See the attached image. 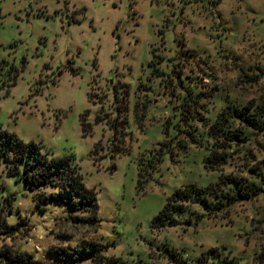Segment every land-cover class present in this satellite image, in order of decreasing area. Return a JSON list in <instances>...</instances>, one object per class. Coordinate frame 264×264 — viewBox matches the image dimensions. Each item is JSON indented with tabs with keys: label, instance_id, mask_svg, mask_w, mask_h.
Segmentation results:
<instances>
[{
	"label": "rangeland",
	"instance_id": "rangeland-1",
	"mask_svg": "<svg viewBox=\"0 0 264 264\" xmlns=\"http://www.w3.org/2000/svg\"><path fill=\"white\" fill-rule=\"evenodd\" d=\"M187 82L206 94L264 100V0H0V130L68 159L65 167L96 192L98 205L96 219L76 215L57 188L51 193L58 197L41 205L1 165L0 212L15 230L0 245L51 264H93L89 256L61 262L47 253L83 241L127 264H173V251L195 264L212 249L236 264H256L264 246V181L257 177L263 191L252 199L216 215L194 205L175 226L153 227L185 185L247 177L254 165L264 175L261 134L222 172L205 167L204 147L162 155L175 138ZM118 96L127 112L114 128ZM216 101L217 111L223 102ZM212 106L205 100L198 113ZM136 112L146 115L141 125Z\"/></svg>",
	"mask_w": 264,
	"mask_h": 264
},
{
	"label": "trees",
	"instance_id": "trees-1",
	"mask_svg": "<svg viewBox=\"0 0 264 264\" xmlns=\"http://www.w3.org/2000/svg\"><path fill=\"white\" fill-rule=\"evenodd\" d=\"M257 76L255 75L251 80H255ZM114 90L117 91V89ZM184 91V97L179 99V107L176 106L179 115H175V117L177 116V122L174 123L175 138L166 142V149L163 150L162 155L166 154V150H172L173 147L182 150H186L190 145L204 147L208 152L205 158V167L208 170L222 172V168L233 160L234 152H238V150L240 152L247 148L257 135H264L263 99L245 101L237 96H217L216 91L206 94L208 91H204L190 82H187ZM219 97L223 106L216 111V99ZM124 99V96L121 99L119 96L115 99L117 114L114 128L120 126L121 112H127L121 106ZM208 99L213 100L214 111L206 109L207 114L200 115L198 108H203L205 100ZM134 116L135 122L141 125L146 115L143 112H136ZM125 120L123 124H129V121ZM184 123L185 128H182ZM183 132L188 135L186 142L179 139ZM115 135V139H117V133ZM114 146L115 152L122 149L119 145ZM159 155L161 154L155 152L154 157L159 158ZM66 162L68 159L49 157V152L44 154L42 146L34 142H24L13 134L0 130V166H4L9 176L29 185L39 204H46L50 199H56L58 194L51 192L57 188L60 195L68 194L71 212L76 215L92 212V218L96 219L98 210L96 192L81 182V176L76 169H72L70 166L65 167ZM254 166L247 169L249 175L247 177H239L235 174L222 175L216 183L206 187L188 184L175 190L160 214L154 219L153 227L159 229L165 226H175L179 223L177 218L192 213L194 205H200L209 214L216 215L217 212L227 210L239 201L258 196L263 188L254 179L257 177L264 181V175L256 171L261 166ZM5 207L2 206L0 211H4ZM1 212L0 237L15 230L14 225L9 224L7 216ZM76 219L86 220L79 216ZM47 253L61 262L69 259L77 261L80 257L89 256L93 264H127L120 257L107 255L106 248L94 241H83L76 247H50ZM179 257L178 253L174 251L168 255V259L173 264H187L186 260ZM254 260L256 264H264V246L255 254ZM0 264L51 263L37 259L33 254L18 253L10 247L0 245ZM195 264H236V261L233 258L221 256L220 251L212 249L196 259Z\"/></svg>",
	"mask_w": 264,
	"mask_h": 264
}]
</instances>
